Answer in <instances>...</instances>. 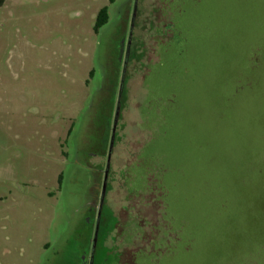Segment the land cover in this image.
<instances>
[{"label": "rangeland", "instance_id": "rangeland-1", "mask_svg": "<svg viewBox=\"0 0 264 264\" xmlns=\"http://www.w3.org/2000/svg\"><path fill=\"white\" fill-rule=\"evenodd\" d=\"M135 2L0 7V264H90L108 166L93 264H264V0Z\"/></svg>", "mask_w": 264, "mask_h": 264}, {"label": "flooded vegetation", "instance_id": "flooded-vegetation-1", "mask_svg": "<svg viewBox=\"0 0 264 264\" xmlns=\"http://www.w3.org/2000/svg\"><path fill=\"white\" fill-rule=\"evenodd\" d=\"M138 4H139V0H138ZM156 23V22H155ZM134 30V29H133ZM130 40H133V33H131V35H130ZM130 60V53H129V57H128V59H127V64L125 65V67H128V61ZM121 103V102H120ZM119 102H118V105L120 104ZM120 108H121V104H120ZM121 117H122V109H119V114H118V116H117V120H116V123H115V125H116V127L114 128V130H113V137L115 138V146H116V138H119V143H120V135H119V131L121 130V129H119L117 126L120 124V125H122L121 123H120V121H121ZM115 146H114V148H115ZM112 162V161H111ZM111 164V163H110ZM103 167V166H102ZM101 170V172L103 173V178H102V185H101V189H100V198H101V196H102V198H101V205H99V203L98 204H96V205H93V207H92V212H93V219H92V221H93V224H92V227H90V229H91V234H90V237H89V246L91 247V251H92V256H94L95 257V255H96V252H97V248H98V246H99V244H100V242H99V238H100V236H99V234L101 233V217H102V210H103V206H104V198H105V196H106V190H107V181H108V174L110 173V166H108L107 168L106 167H104V170H102V169H100ZM101 172L99 173V176L97 177V180H98V182L100 181V178H101ZM100 177V178H99ZM115 180V179H114ZM60 183H61V181H60ZM104 196V197H103ZM97 206V212H96V218H95V220H94V216H95V214H94V207H96ZM109 209H111L110 207H109ZM96 221V222H95ZM116 224H114V226H115ZM113 226V228L112 229H110V228H108L107 229V234H106V238L105 237H103V239H102V242H104V248H106L107 247V243L105 242V241H107V240H109V238H110V235H111V233H113L114 232V229H115V227ZM105 230V229H104ZM104 230H102V231H104ZM96 236V237H95ZM96 238V239H95ZM93 249H94V252H93ZM94 254V255H93ZM93 257V258H94ZM90 264H91V262H90Z\"/></svg>", "mask_w": 264, "mask_h": 264}, {"label": "trees", "instance_id": "trees-1", "mask_svg": "<svg viewBox=\"0 0 264 264\" xmlns=\"http://www.w3.org/2000/svg\"><path fill=\"white\" fill-rule=\"evenodd\" d=\"M7 0H0V7H2L5 3H6ZM109 22V14H108V8H104L102 9L98 15H97V18H96V23H95V26H94V31L96 33L99 32V30L104 27L106 24H108ZM131 58V56H130ZM107 230L103 231L99 234V236L101 235L102 236V239L103 237L106 238V234H107Z\"/></svg>", "mask_w": 264, "mask_h": 264}, {"label": "water", "instance_id": "water-1", "mask_svg": "<svg viewBox=\"0 0 264 264\" xmlns=\"http://www.w3.org/2000/svg\"><path fill=\"white\" fill-rule=\"evenodd\" d=\"M137 5H138V0H136L135 4H134V18L135 19V16H136V11H137ZM132 31H133V26H132ZM133 33V32H132ZM131 41V40H130ZM129 57V50L127 52V58H126V62H125V65L127 64V59ZM104 197V196H103ZM96 237V236H95ZM96 239V238H95ZM93 252H94V249H93ZM94 255V254H93ZM91 264H93V256H92V260H91Z\"/></svg>", "mask_w": 264, "mask_h": 264}]
</instances>
